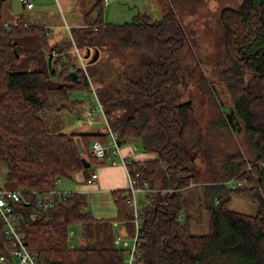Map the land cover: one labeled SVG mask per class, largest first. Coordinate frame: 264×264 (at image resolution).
Returning a JSON list of instances; mask_svg holds the SVG:
<instances>
[{
  "label": "trees",
  "instance_id": "1",
  "mask_svg": "<svg viewBox=\"0 0 264 264\" xmlns=\"http://www.w3.org/2000/svg\"><path fill=\"white\" fill-rule=\"evenodd\" d=\"M7 1L0 0V162L7 168V187L22 190L30 202L14 203L26 243L45 264H125L128 249L117 246L115 238L117 229L126 237L135 233L128 189L112 191L117 208L113 220L95 218L82 194L71 193L63 200L48 195L57 180L71 179L85 168L83 159L91 166L106 163L91 153L95 141H108L105 122L104 131L56 132L45 118L47 112L59 109L78 116L85 100L74 92L91 91L87 75L78 64L71 68V58L65 61L61 56L54 64L49 59L50 75L35 68L16 71L19 40L34 32L47 37L49 30L22 22L6 27L1 10ZM103 11V0H96L87 23L73 28L71 34L78 48L99 50V58L113 55L105 45L115 38L122 53L143 60L138 73L133 67L118 69L119 78L87 66L104 112L106 107L111 109L110 127L119 133L121 144L138 147L139 155L129 159L130 171L140 172L150 188L140 199V254L135 264H264V0L221 6L215 28L219 37L214 50L204 55L198 50L196 33L184 26L174 10L157 20L141 16L120 24L105 22ZM73 71L76 79L70 74ZM50 78L56 81L54 86ZM109 79L121 81L122 87L106 86ZM214 81L229 95L254 146L253 159L242 152L231 153L221 161L216 178L203 180L236 185L208 206V233L194 235L190 221L198 220L195 214L200 211L189 213L184 191L196 183L199 164L211 166L213 158L218 159L211 129L225 126L221 113L213 118L205 114L206 102L210 109L219 110L211 88ZM114 94L120 96L117 101ZM91 100L87 104H95ZM120 106L125 114L118 116L113 110ZM144 154L154 157H141ZM233 195L250 199L257 212L248 215L230 209ZM41 198L53 206L40 208ZM32 213L37 214L34 220ZM77 224L82 245L74 247L69 231ZM10 243L0 220V256L10 253Z\"/></svg>",
  "mask_w": 264,
  "mask_h": 264
},
{
  "label": "rangeland",
  "instance_id": "2",
  "mask_svg": "<svg viewBox=\"0 0 264 264\" xmlns=\"http://www.w3.org/2000/svg\"><path fill=\"white\" fill-rule=\"evenodd\" d=\"M32 2L36 6L35 9L41 11L39 22H44V20L49 22L50 19L52 20L51 26L38 23V21L37 23L29 24L28 22L30 21L26 18V16L28 17L30 10H28L20 0H8L3 5L1 10L3 19L9 21H21L24 25L36 24L37 26L42 27L47 26L50 29V37L52 38H48L39 32H34L21 38L19 40L20 56L16 57L15 59V70L18 72H27L35 68L41 70L46 75H50V60L48 55L51 52L54 44H58L55 42L59 40L61 35L64 38L65 46L69 48L71 62L79 64L77 53L74 54L76 44L72 38V29L68 28L67 24H72L73 21H75L81 25H84L85 15L87 12L92 10L96 0H71L70 6L63 9L59 7L58 0H32ZM240 2L241 0H112L110 6L104 8L102 18L105 22L112 24L130 22L134 18L141 16H148L152 20H157L170 12V10H174L175 13L179 15L180 18H182V23L184 26L188 25L189 29H192L193 32L196 33L195 36L198 38V50L202 55H204L205 53L214 50L213 43L215 44L219 37V32L215 30V28L218 26L216 15L219 8L223 5L235 7ZM93 14L91 16H94ZM208 30L214 31L211 34H208ZM105 46L111 50L113 55L107 59L108 55L103 54L104 56H101L100 58L98 57L94 62H91V58H85L84 60L87 66L89 65V67H92L95 70H98L99 68L102 73H107L109 77L115 76L118 78L120 76L118 69L121 71L125 67H133L136 73H138V70L141 71L143 60H138L137 57L130 58L129 56H126L124 53H122V50L117 45L115 38H110ZM79 48V51L81 50L80 52L85 57L87 52L85 50V45L79 46ZM56 49H59V46ZM94 52L95 51L93 50V53ZM216 56L217 52H214L213 58ZM49 81L52 86L56 84L54 78H50ZM119 82L120 83L109 79L105 84L110 88L113 85H116V90H119L120 87H122V82ZM211 88L215 94V99L219 110L216 112L213 108L210 109L208 102H206L205 114L206 116L213 118L216 114L220 116L221 113V115H224L225 117V126L218 129L219 126L217 125V127L213 126L211 129V144L214 145L218 151H220L218 152V159L214 157L211 166L199 164V170L197 171L195 177L196 185L194 187L188 188L184 193V198L187 200V208L190 214H194L196 208L200 206L205 207L206 204L211 202L206 196L207 188L205 186L198 185H203V180L216 178L215 175L219 172L218 166L223 159L227 158L229 154L234 152H242L248 155L249 159H253L254 146L248 141L242 122L238 117L225 88L221 83L219 84L215 81L212 82ZM74 96L78 99H82L84 98V93L76 91L74 92ZM118 98H120V96L114 94V100L117 101ZM208 99L209 98H207V100ZM51 100H56L54 94H51ZM89 101L93 100L89 98ZM110 110L111 109L106 107L105 112L107 119L111 121V115L107 114ZM113 111L118 116L125 114V109H123L121 106L120 108ZM47 113L45 114V118L52 131L78 132L79 130H105V125L103 123L104 118L101 114H99V122L97 125L89 127L87 125H77L76 113L71 110L59 109ZM206 123L207 121H205L203 124ZM220 140L221 142H219ZM137 153H139V151H136L134 154ZM61 181H63V186H60L63 188V190H66V192H70L71 190L68 189L75 186V183L70 179H61ZM7 182L6 165L0 162V184L7 187ZM60 183L61 182H59L58 185ZM232 185L234 186L236 184L232 182V184H229V188ZM143 196L144 194H138L140 199ZM241 201L244 202L245 200ZM238 207L241 208L237 210L238 212L249 214L248 211L242 210L246 209L247 207L245 203L238 201ZM251 207L252 209H255L253 205ZM103 213L107 214L106 212ZM103 213L98 216H104ZM184 213L181 215L185 216ZM206 218L208 220V216H206ZM190 223L191 227H193L192 232H198L194 229V227L198 228V226H196L198 223H196L195 219L191 218ZM73 227H76L77 232L76 235H74L75 239L73 241L70 239L73 232L69 235V243L74 247L81 246L82 236L79 228L80 226L77 224ZM116 232L117 234H120L119 229H117ZM205 232H207V229H205ZM124 238L130 239L131 237ZM130 244H132L131 240ZM127 257H129V251H127L125 254V258Z\"/></svg>",
  "mask_w": 264,
  "mask_h": 264
},
{
  "label": "built area",
  "instance_id": "3",
  "mask_svg": "<svg viewBox=\"0 0 264 264\" xmlns=\"http://www.w3.org/2000/svg\"><path fill=\"white\" fill-rule=\"evenodd\" d=\"M21 3L28 8L33 7V2L30 0H20ZM112 3V0H103L104 8H107ZM9 23H5V26L8 27ZM47 37H50V32L47 31ZM74 53H77L79 64L78 66L84 70L87 75L90 89L91 91H84V98L81 100L84 101V105L80 108L78 116H76L77 123H86L88 125H94L99 122L98 117L101 114L104 118L103 122L107 125L108 135H107V143H102L100 141H95L92 145V155L97 157L101 162L106 159L105 164H109L112 166L122 165L127 170L129 187L128 190L132 196V205L134 209V225H135V233L130 238H124L126 236H122L121 234H116L115 243L120 248L128 249L129 257L125 258V264H135L136 258L140 254V250L137 246V242L139 239L140 229L142 227L141 221V212L139 210L140 207V198L138 194L146 193L150 190L148 182L142 180V174L140 172L132 173L129 169V159L134 156V152L138 150V147L134 144H130V152L125 154L124 147L125 145L121 144L120 136L117 131H114L108 121L106 114L104 112L103 105L99 100L95 86L92 82L90 74L87 70V64L85 62V58L79 49L75 46ZM58 56H61L63 60H68V55L65 51L53 48L48 55V58L54 64V61ZM53 68H55L53 66ZM94 99L95 104H87L90 97ZM132 156V157H131ZM131 157V158H128ZM98 173L93 172L90 177L87 179L88 184H94L98 180ZM60 182V179L57 180V184ZM71 193L70 192H60L57 191L56 188L49 190L48 195L53 196L57 195L60 200L65 199ZM24 192L20 189H10L8 187L2 186L0 184V220L5 225V234L11 239L10 243V253L8 255L0 256V262L3 264H45V262L41 263L38 261L36 255L29 249L25 235L23 233V228L20 225V217L15 212L14 203L20 200H23L25 204H29V200L24 198ZM10 199V201H9ZM38 206L41 207H52L53 202L45 201L43 198L38 200ZM31 218L34 220L37 217L36 213H32ZM117 222H113V225L116 227ZM71 231H69V235ZM130 240L132 244H130Z\"/></svg>",
  "mask_w": 264,
  "mask_h": 264
},
{
  "label": "crops",
  "instance_id": "4",
  "mask_svg": "<svg viewBox=\"0 0 264 264\" xmlns=\"http://www.w3.org/2000/svg\"><path fill=\"white\" fill-rule=\"evenodd\" d=\"M30 1H32V0H30ZM58 3H59V7L61 9H63V8L70 6L71 0H58ZM25 7L28 10H30V12L28 13V17L26 16V18L30 21V22H28L29 24L30 23H37V21H38V23H43L44 25H50V26L52 25L51 24L52 20H50V19H49V22H47V20H44V22H39L41 11L38 9L37 10L35 9V7H36L35 4L31 8H28L27 6H25ZM87 13L85 15V24L87 23V18H86ZM92 17H94V16H92ZM2 20L7 22V23H19V21L4 20L3 16H2ZM79 26H83V25H81L75 21H73L72 24H67V27L71 28V29H73L75 27H79ZM43 27L47 28L50 32V29L47 26H43ZM49 38H52V37H49ZM55 43H58V44H54L52 49L57 48L59 46L60 50L65 51L67 53V55L69 56V58L71 57V55L69 53L70 52L69 48L65 46L64 38L62 35L59 37V40H57ZM69 63H70V65H72L71 68H73L74 62L69 61ZM76 65H77V63H76ZM129 148H130V146H128V145H126L124 147V153L125 154L130 152L131 148L130 149ZM138 155H139V153L134 154V156H138ZM134 156L133 157L131 156L132 158L131 157L130 158L132 160H134ZM141 157L149 159V158H153L154 156H153V154H148V155L144 154V156H141ZM93 172L98 173V176H99L98 180L94 184H88L87 179L90 177V175ZM70 180L75 183V186L71 187L68 190H71L70 193H79V194H82L85 196L87 203H88L86 209L87 210L90 209L95 218L100 219V220L101 219L102 220H113L116 218L117 208H116L114 200H113L112 191H114V190H127L128 189L129 181H128L127 170L125 167H123L122 165L112 166L109 164H102L99 166H91L90 165V167L84 168L83 170L76 172ZM60 182L61 183L59 185L57 184L56 190L60 191V192H66V190H63V188L61 187V186H63V181L60 180ZM203 183H204L203 185H198V186H205L207 188L206 189V196L210 199V201L212 203L209 202L208 204H206V206H205L206 208L201 207V206L196 208V210L200 211V213L196 212V214H195L198 217V220L195 219L196 217L194 218L196 223H198V225H196V226H198V228L194 227V229H195V231H198V232H192L193 227H191V223H190V230H191V233L194 235H204V234L208 233L209 217L207 220V218H206V216H208L207 208H208V206L214 205V204H216V202L218 203L220 200H222L227 193L226 188L229 187L227 184L222 185L221 183H215V182H206L205 183L203 181ZM195 185H196V183L191 187H194ZM208 190H209V195H208ZM185 191H184V193H185ZM233 196H232V200H231V204H230V209H232L234 211L241 209L240 207H238V201H240L241 203L246 204V206H247L246 209H242V210L248 211L249 212L248 215H254L257 212V206L250 199L242 197V196H238V195H233ZM241 200H245V201L242 202ZM251 204L255 207V209H252ZM103 212H106L108 214V216H107V214H105ZM102 213L104 214V216H98V215H101ZM243 214H246V213H243ZM180 217L182 218V220L184 219L183 215H180ZM114 222H117V221H114ZM79 226H80V224H79ZM79 228H80V231H82L81 226ZM205 229H207V232H205ZM70 231H71V233L73 232L72 237L70 238L71 241H73L75 239L74 235H76V232H77L76 227H72ZM201 232H204V233H201Z\"/></svg>",
  "mask_w": 264,
  "mask_h": 264
},
{
  "label": "water",
  "instance_id": "5",
  "mask_svg": "<svg viewBox=\"0 0 264 264\" xmlns=\"http://www.w3.org/2000/svg\"><path fill=\"white\" fill-rule=\"evenodd\" d=\"M98 57H99V50H95V52L93 53V51L91 49H88L86 54H85V58L86 59L91 58L90 59L91 62L96 61ZM70 74L73 78H75V79L77 78V73L75 71L71 72ZM83 163H84L85 168L90 167V163L88 161H86L85 159H83Z\"/></svg>",
  "mask_w": 264,
  "mask_h": 264
}]
</instances>
